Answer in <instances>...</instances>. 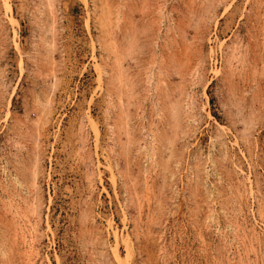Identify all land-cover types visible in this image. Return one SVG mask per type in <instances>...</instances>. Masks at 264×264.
Returning <instances> with one entry per match:
<instances>
[{"label":"rangeland","instance_id":"1","mask_svg":"<svg viewBox=\"0 0 264 264\" xmlns=\"http://www.w3.org/2000/svg\"><path fill=\"white\" fill-rule=\"evenodd\" d=\"M0 264H264V0H0Z\"/></svg>","mask_w":264,"mask_h":264},{"label":"bare ground","instance_id":"2","mask_svg":"<svg viewBox=\"0 0 264 264\" xmlns=\"http://www.w3.org/2000/svg\"><path fill=\"white\" fill-rule=\"evenodd\" d=\"M114 254H115V256H116L117 258L119 257V256H118V253H117L116 251H115V253H114ZM118 259H119V258H118Z\"/></svg>","mask_w":264,"mask_h":264}]
</instances>
